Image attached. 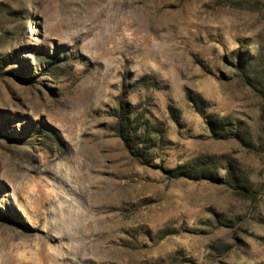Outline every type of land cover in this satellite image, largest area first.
Listing matches in <instances>:
<instances>
[{
    "label": "rangeland",
    "instance_id": "1",
    "mask_svg": "<svg viewBox=\"0 0 264 264\" xmlns=\"http://www.w3.org/2000/svg\"><path fill=\"white\" fill-rule=\"evenodd\" d=\"M0 264H264V0H0Z\"/></svg>",
    "mask_w": 264,
    "mask_h": 264
},
{
    "label": "trees",
    "instance_id": "2",
    "mask_svg": "<svg viewBox=\"0 0 264 264\" xmlns=\"http://www.w3.org/2000/svg\"><path fill=\"white\" fill-rule=\"evenodd\" d=\"M190 99L193 100L192 97H190ZM121 119H122V123L124 124V127H121L122 129H131V130H133V132H131L133 135H129L128 142L130 143V142L141 141V137L138 135L137 127L136 126H132L133 124L125 123V122L128 121L129 118L122 114ZM121 137L123 138L124 136H121ZM123 139H125V138H123ZM125 141H127V140H125ZM138 143H140V142H138ZM141 143H143V142H141ZM129 145H131V144H129Z\"/></svg>",
    "mask_w": 264,
    "mask_h": 264
}]
</instances>
